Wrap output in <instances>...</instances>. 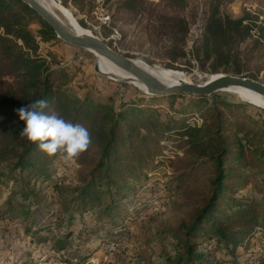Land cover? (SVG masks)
<instances>
[{
	"label": "rangeland",
	"instance_id": "1",
	"mask_svg": "<svg viewBox=\"0 0 264 264\" xmlns=\"http://www.w3.org/2000/svg\"><path fill=\"white\" fill-rule=\"evenodd\" d=\"M57 1L81 28L100 37L114 50L147 66L181 73L186 82L201 84L217 76L235 75L264 83V0ZM54 11L66 22L58 8ZM67 26L72 29L68 22ZM0 36V56L7 54L9 59L13 58L12 63L17 68L9 75L0 76V99L5 102L35 98L42 90L43 77L55 70L49 79L54 93L48 101L47 113L64 115L68 112L70 119L79 117L81 125L89 131L106 127L112 115L105 119V114L123 110L130 101L147 94L133 80L96 70L97 59L92 52L60 40L17 0L0 1ZM217 95L238 104L235 107L213 105L224 110L226 118L245 116L243 120L253 119L254 126H263L264 105L251 103L230 91H218ZM180 102L177 97L164 96L142 103V108L145 104L148 106L145 117L137 122L126 121L124 127H118L119 142L113 150L116 158L129 160L130 151L122 154L118 150L130 144L129 131L137 136L139 132L148 131L138 125L148 114L166 120L175 118V128H168L170 135L161 140L165 146L160 154L185 157L184 140L196 138L197 132L192 127L200 128L202 133L214 128L205 120L210 106L207 101L190 99L186 108L180 106ZM173 107L181 108V115ZM229 111L232 114H228ZM126 112L131 118L137 114L128 107ZM90 115H95L91 121ZM181 117L184 120L177 121ZM258 127L243 137V142H257ZM184 128L186 131L181 136L178 132ZM232 131L243 134L235 124ZM230 136L226 139H233ZM97 137L100 138V134ZM101 137L102 141L106 138ZM208 141L206 137L199 140L196 156L209 151ZM147 143L146 148L150 146ZM133 148L147 159L141 146ZM160 154L142 171L139 182L128 178L129 175L111 186L118 193L114 205L119 215L101 216L104 222H96V214H100L105 203H73L72 206L65 203L72 196L71 187L77 184L79 166L73 158H65L58 152L47 165L50 177L45 180L33 177L30 184L34 182L36 202L29 198L22 200L21 183L15 180L21 177H15L14 170L0 163V264H77L84 259L90 264H171L176 253L183 250L182 231L176 228L189 219L197 202L190 194L184 195L180 187L175 189L174 182L169 183L171 171ZM245 160H250L249 155ZM205 168L210 167L199 172L208 173L209 169ZM250 169L256 175L249 178L248 186L236 191L237 196L239 192L251 194V185L264 176V172H258L259 168ZM15 201L27 204L18 206ZM26 209L30 211L25 215ZM31 218L39 227L34 225L33 231L27 233L24 224ZM70 224L73 234L68 243L56 248V239ZM81 226L90 229L87 237L83 236V244L74 236ZM209 243L201 244L198 250L208 253L210 248V264H217L213 259L216 256L231 264V255L219 245L212 247ZM242 245L244 247L236 249L239 254L236 264H264L263 237L243 240ZM64 258L70 262H62Z\"/></svg>",
	"mask_w": 264,
	"mask_h": 264
},
{
	"label": "trees",
	"instance_id": "2",
	"mask_svg": "<svg viewBox=\"0 0 264 264\" xmlns=\"http://www.w3.org/2000/svg\"><path fill=\"white\" fill-rule=\"evenodd\" d=\"M17 1L55 33L53 28L24 1ZM1 39L2 37L0 36V41ZM13 60V58L9 59L7 54L0 56V76L9 75L13 73L14 68L15 70L17 69L16 65L14 66L12 63ZM54 73L55 70H50L43 77L40 84L42 90L33 99L25 100L24 102L16 98L12 102H5L0 99V163H4V166L10 171L14 170L15 177L17 175L21 177L15 178V180L21 183L19 194L22 200L29 198V201L34 199V202H36V192L32 187L34 182L30 184L31 180L34 179L33 177H41L42 180L50 177L47 165L55 154H46L38 149L37 142H30L20 134L24 122L19 119L16 110L36 99H44L48 105V101L54 93L53 84L49 79L53 77ZM217 93L215 92L211 95H195L184 92L168 94L145 93L146 95H143L139 100L130 101L123 110L105 114L103 116L105 119L112 115L111 121L106 127L89 129L91 138L89 146L72 159L79 166L77 169L78 178L77 184L70 189L72 196L65 203L68 206H72L73 203H79V205H96V202L105 203L106 205L99 210L100 214H96V222H104L100 219L104 215H119L118 209L114 205L117 202L115 196L118 193L114 192L111 186L129 175L128 178L139 182V176L143 174L142 171L152 163L155 156H158L163 151L165 145L161 140L163 137L167 138L170 135L167 134L168 128H175L173 123L175 118L170 117L166 120L159 115L151 116L147 113L148 118L138 123V125H141V128L142 126L147 128L148 131L144 134L139 132V136L133 131H129L128 137L131 136L130 144L120 146L118 150L122 154L130 151L129 160L126 162L123 158L118 159L113 154L116 153L113 150L119 142L118 127H124L126 121L130 123L137 122L139 119L141 121L145 117L148 106L145 104L143 110L140 105L153 99H159L164 96L177 97L181 99L180 106L184 105L183 108L187 107L186 103L190 99H195L197 102L205 100L207 101V106L210 105L205 120L212 124L214 130L202 133L203 131L200 128L193 126L192 129L197 132L196 138L186 142L184 140L183 152L185 157L183 158L179 154L176 157L170 156L168 153L165 156L160 154L161 157L166 159L167 166L171 171L168 178L169 183L174 182L175 185L173 187L175 189L180 187L184 195L190 194L197 202V206L190 213L189 219L180 223L176 228V231L179 229L182 231L183 250L180 253H176L175 260L171 264H210L209 259H211L210 256L212 255L210 248L208 253H203L198 249L201 244L209 243L211 240L215 242L209 243V246L215 247L219 245L221 249L231 255L229 263H239V260H237L239 254L236 249L244 247L242 241L255 236L264 238V176L251 185V194L239 192L240 194L237 196L238 192H236L239 188L248 186L249 178H254L256 175V173L251 172L253 169H250V167L259 168V173L264 172V124L260 128L254 126L253 119H250V121L243 120L245 116L235 115L234 119L226 118V115H224L225 111L220 108H213V105L225 104L226 106L232 105L235 107L238 104L225 101L226 99L217 95ZM47 107L44 109L45 112H47ZM127 107L137 113L133 118L127 116ZM173 109L181 115V108L173 107ZM150 112L152 114V110ZM228 114H232V111H229ZM58 115L65 120L69 119L70 122L82 124L79 117L72 116L70 119L68 112L64 115ZM94 118L95 115H92L89 121ZM180 119L184 120L181 117L177 121H180ZM170 122L173 124L171 125ZM234 124L238 130L243 131V134L239 135L238 132L232 131ZM188 125L190 124L188 123ZM182 126H184V123ZM256 127H258L256 135H258L259 140L253 143L250 140L243 142V137L250 135L252 129ZM185 131L186 129L184 128L178 133L182 136ZM98 134H100V138L97 137ZM229 134H231L230 137L233 139H226ZM101 135L106 137L104 141H102ZM204 137L209 140L207 143L211 145L209 151L196 156L199 140ZM94 138L96 139L94 140ZM146 143L150 145V148L144 146ZM136 146H141L144 149L147 159H144V155L134 150L133 147ZM193 153L195 155H192ZM248 155L250 160H245ZM204 167H210L205 168L209 169L208 173H204L203 170L199 172ZM207 174L208 177L204 178ZM235 185L236 188H234ZM101 186L104 188H101ZM102 196L106 200L101 198ZM15 204L24 206L27 202L15 201ZM29 211L26 209L23 214H29ZM28 220L29 222L26 224L22 222L27 233L32 232V227L37 225L32 218ZM71 226L72 224L56 239V248H61L62 245L68 243L66 241L73 234V231L70 230ZM89 230L87 226H81L74 233V236L83 244L85 243L84 238L90 233ZM84 247L88 249L86 244H84ZM78 253L79 250L77 251ZM83 256L84 254L81 257ZM213 259L217 264L228 263V261L219 259L217 256ZM62 262L69 263L70 261L64 258ZM77 264H90V262L84 259L82 263L80 260Z\"/></svg>",
	"mask_w": 264,
	"mask_h": 264
},
{
	"label": "water",
	"instance_id": "3",
	"mask_svg": "<svg viewBox=\"0 0 264 264\" xmlns=\"http://www.w3.org/2000/svg\"><path fill=\"white\" fill-rule=\"evenodd\" d=\"M33 9L47 24H49L56 36L71 46L94 51L101 57L113 63L118 68L130 74L133 80L140 83L149 94H168L172 92H184L195 95H211L218 91L239 87L251 90L264 98V83L249 77L235 75H222L214 77L205 83L194 84L180 81L177 84H167L155 77L149 71L136 63V60L114 50L100 37L89 34L78 35L64 24L57 16L45 9L36 0H22ZM57 1V0H55ZM151 67V66H150ZM95 69L99 71L98 65ZM102 74H105L101 72Z\"/></svg>",
	"mask_w": 264,
	"mask_h": 264
},
{
	"label": "clouds",
	"instance_id": "4",
	"mask_svg": "<svg viewBox=\"0 0 264 264\" xmlns=\"http://www.w3.org/2000/svg\"><path fill=\"white\" fill-rule=\"evenodd\" d=\"M46 107V100L36 99L16 110L24 122L20 134L30 142H37L38 149L48 155L59 152L71 159L85 151L90 144L89 131L55 112H45Z\"/></svg>",
	"mask_w": 264,
	"mask_h": 264
},
{
	"label": "bare ground",
	"instance_id": "5",
	"mask_svg": "<svg viewBox=\"0 0 264 264\" xmlns=\"http://www.w3.org/2000/svg\"><path fill=\"white\" fill-rule=\"evenodd\" d=\"M39 4H41L45 9H47L49 12L53 13L55 16H57V14L54 11V8H58V10H60L64 17L66 18V22L61 19L59 16H57L64 24L67 25L68 24L71 26V30L73 32H75L78 35H83V34H89V32L87 30H84L83 28H81L74 20L73 18L70 16V14L61 8L60 4L58 1L55 0H36ZM92 52L97 59V65L99 67V70L105 74H108L112 77H116V78H122V79H133V77L128 74L127 72H125L124 70L118 68L117 66H115L113 63L109 62L108 60H106L105 58L101 57L100 55H98L97 53H95L94 51H90ZM136 63L138 65H140L141 67H143L144 69H146L147 71H149L151 74H153L155 77H157L158 79H160L161 81H163L164 83L167 84H177L180 81L185 82V78L181 75V73L172 71V70H163L161 68H157V67H150L147 66V64L145 65L143 62L136 60ZM212 79V78H211ZM188 81V80H187ZM139 85V87L145 91V88L143 87L142 84L137 83ZM225 91H230L233 93L238 94L240 97H242L243 99H246L248 101H250L251 103H254L256 105H264V98L261 97L259 94L248 90V89H243V88H239V87H232L229 88L228 90Z\"/></svg>",
	"mask_w": 264,
	"mask_h": 264
}]
</instances>
